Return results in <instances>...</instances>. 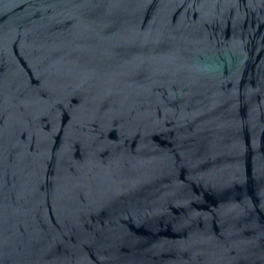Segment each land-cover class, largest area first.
<instances>
[{"label": "water", "instance_id": "95a60500", "mask_svg": "<svg viewBox=\"0 0 264 264\" xmlns=\"http://www.w3.org/2000/svg\"><path fill=\"white\" fill-rule=\"evenodd\" d=\"M0 264H264V0H0Z\"/></svg>", "mask_w": 264, "mask_h": 264}]
</instances>
